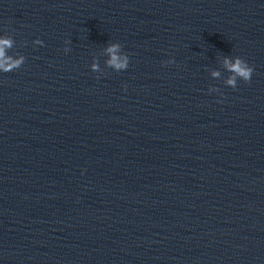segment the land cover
Masks as SVG:
<instances>
[{"label":"clouds","instance_id":"9594fccd","mask_svg":"<svg viewBox=\"0 0 264 264\" xmlns=\"http://www.w3.org/2000/svg\"><path fill=\"white\" fill-rule=\"evenodd\" d=\"M6 47H11V40L9 39H0V70H3L4 72H10L15 68H18L23 63V57H21L18 60H13L11 57L5 56L4 49ZM119 50V45L113 44L109 46L106 51L110 54V60L108 61V64L110 66L115 67L116 69H122L126 68L128 66V57L124 56H118L117 52ZM225 66L234 73L233 76H231L227 83L235 89L237 87L236 85V78L239 77L244 82H250L251 77L253 74V67L250 66L247 61H245L243 58L237 57L234 59V61L229 60L228 58H225ZM96 66L93 65V68ZM213 75H218V73H213Z\"/></svg>","mask_w":264,"mask_h":264}]
</instances>
